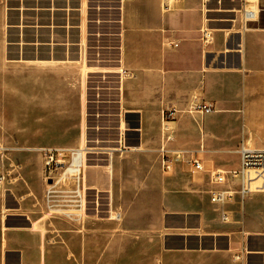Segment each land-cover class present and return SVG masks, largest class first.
<instances>
[{
  "label": "crops",
  "instance_id": "crops-1",
  "mask_svg": "<svg viewBox=\"0 0 264 264\" xmlns=\"http://www.w3.org/2000/svg\"><path fill=\"white\" fill-rule=\"evenodd\" d=\"M122 1L0 0V36L3 34V21L7 20V35L17 37V42L21 37V45L13 42L7 46L23 52L21 61L24 85L22 92L26 99L23 109L25 126L30 117L38 113L40 130L52 128L59 132L62 130L61 123L66 122L70 114L76 112L79 114L76 145L55 144L25 149L39 157L37 176L40 186L34 184L32 174H29L30 177L25 174L24 179L19 174L22 183L18 186L22 190V196L17 198L12 193L8 195L9 207H4L0 199V264H89L92 258L99 264L108 257L114 260L127 258L130 261L135 256H143L142 261L145 263L153 260L157 264H164L163 256L171 258L183 255L206 256L209 260L207 264H238L232 262L228 250L242 246L250 250L244 264H264V203L260 207L255 206L252 213H247L245 207V200L249 196H264V193L251 194L243 201L238 196L233 197L227 205L231 219V222L225 225L228 228L213 235L215 245L224 247L219 250H185L178 254L164 253L146 259L145 255L134 252V245L127 242L123 231L120 232L119 229L120 231L111 237L109 232L104 231L107 225L103 224L104 222L120 224L123 220L122 210L116 208L114 202L116 179L118 195L121 198L131 186L140 181L142 184L145 182L130 171L124 173L126 163L123 162L127 150L143 151L140 107H149L148 103L152 100L157 102L159 99H165L167 103L162 105V108L173 106L182 110L196 100L213 105L215 112L212 114L236 113L224 111L223 108L226 106H221L222 103L217 101L212 103L208 93L211 91L220 94L231 93L234 91V84H238L240 80L244 85L242 87L244 92L247 94L259 92L264 96V0H261L262 8L258 21L250 24L246 30L242 29L240 23L237 0H228V4H236L235 8L223 6L224 0H175L165 12L160 9L161 0ZM117 7L119 9L114 11L113 9ZM107 19H119L120 26L94 22ZM117 27L121 29L120 67L127 70L131 76L121 79L118 85L113 81L118 88L115 94L119 100V108L124 114L139 115L140 120L136 129L139 137L134 145L124 142L122 145L125 148L124 152L113 153L109 165L104 161L106 159L104 151L99 149L110 147L107 145L108 141L92 144L97 149L93 151L95 154L93 158L97 162L83 168L81 185L88 190L90 197L98 195L104 199L101 201L102 204L108 202L112 210L119 211L121 218L118 221H110L105 218L89 217L81 223L68 222L45 211L43 157L38 149H77L86 143L88 132L84 126L86 108L84 88L86 69H89L90 65L83 61L77 43L86 31ZM203 29L210 30V43L203 42ZM169 43L176 46H170ZM100 70L89 72L97 78L115 77L103 73L104 68ZM74 81L79 85L77 92L63 93L65 85ZM30 84L38 85L39 90L34 93ZM48 86H54L61 91L55 93L43 90ZM113 92L114 90L104 99L114 97ZM206 116L199 119L197 116L178 114L170 124V135L173 140L166 144L167 149L197 150L202 146L206 153L198 156H202L206 171L215 168L223 170L235 168L238 165L235 150H216L205 146L202 138L206 135L203 131V119L205 120ZM51 117H54L53 120ZM191 120L198 121L199 142L179 144L178 125L190 126ZM49 121H54V126H51ZM122 126L125 130V124L122 123ZM61 136L58 135L57 140ZM159 146L158 119L153 148L158 161ZM227 153L235 155V165L225 167L213 164V156ZM177 170L188 177L189 184L205 186L204 193L209 203L207 192L211 187L208 184L207 173L190 175L179 164L174 165L170 175H163L161 171L160 173L163 178H171ZM91 173L99 180H90ZM125 176L129 178L123 181ZM30 180H33V183ZM167 185L169 183L163 182L156 186L158 194L152 197L151 203H146L140 191L136 203L121 207H141V212H137L141 220L151 218L169 223L174 219L188 218L186 215L177 216L169 213V207H175V202ZM37 191L38 196L34 195ZM209 205L211 214L217 220L212 205L210 203ZM143 207H159L161 213L153 209L148 214L146 210L143 211ZM240 231L245 236L241 235ZM100 238L103 244L106 242L103 250L96 249Z\"/></svg>",
  "mask_w": 264,
  "mask_h": 264
},
{
  "label": "rangeland",
  "instance_id": "rangeland-1",
  "mask_svg": "<svg viewBox=\"0 0 264 264\" xmlns=\"http://www.w3.org/2000/svg\"><path fill=\"white\" fill-rule=\"evenodd\" d=\"M223 6L235 8L236 4L230 5L228 0H224ZM6 22L7 20L3 21V34L0 36V173L5 176V181L0 187V199L4 207H9L8 200L10 198L8 195L12 193L17 198L22 196V190L18 186L22 183L19 174L23 179L26 175L30 177L29 174H32L31 179H34V184L40 186L37 176L40 164L39 157L35 153L25 151V149L55 144L76 145L79 133V114L77 112L70 114L66 122L61 123L62 130L59 132L52 128L49 129L50 131L47 129L40 130V116L36 113L37 111L35 115L30 117L27 126H25L23 109L26 99L22 92L24 85L22 83L21 61L23 52L7 46L13 42L21 45V37L18 38L17 42V37L7 35ZM86 70L89 71V69ZM78 86L76 81L71 84L68 83L62 92L66 94L75 93ZM96 86L101 85L85 82V98L89 104H86L85 108L84 126L95 129L87 131L89 138L108 141L107 145L110 147H117L116 143L119 140L121 145L124 142L128 145L136 144L139 137L136 132L140 120L139 115L124 114L119 108V100L115 94L117 93V85H105L114 90V97L108 99H96L94 97L95 91L91 88H96ZM243 86L240 80L238 84H234V91L231 93L220 94L215 91L208 93L212 103L217 101L222 103L221 106H226L223 108L224 111H236V113L209 114L205 120L203 119V131L206 135L202 139L208 148L236 150L241 143L245 142L255 147L264 145V96L259 92L247 94L243 91ZM30 87L32 91H35L34 93L39 90V86L36 84H30ZM83 87L84 84L81 85V92H83ZM43 90L58 93L61 91L54 86L45 87ZM93 100L95 102L102 101V103L92 104ZM166 103L167 100L165 99H159L157 102L152 100L148 103L149 107H140L143 151L127 150L123 162L126 163L124 173L130 171L137 177L144 179L145 182L142 184L140 181L131 186L121 198L118 195V179H116L113 193L114 202L116 208L122 210L123 220L120 224L102 222L107 225L104 231L109 232L111 237L119 229L120 232L123 231L126 234L127 242L134 245V252L145 255L146 259L164 253L178 254L185 250L211 251L222 249L223 246L215 245L213 235L228 228L217 222L216 217L211 214L210 205L204 193V185L189 184L188 177L178 170L171 178L161 176L159 161L153 152V148H155L159 111L162 105ZM102 106L104 107L102 108ZM124 108L126 107L124 106ZM104 110L106 111L104 112ZM53 118L50 119L53 120ZM49 122L51 126H54V121ZM122 123L125 124V130ZM188 126L185 124L178 125L179 144L199 142L198 121L193 122L191 120L190 128ZM58 135L62 136L57 140ZM96 145L101 146V144ZM122 152L116 153L121 154ZM213 158V164L216 166L231 167L236 163V157L232 153L215 155ZM89 177L90 180H99L93 173ZM127 178L129 177H123V181ZM31 182L33 183V180ZM163 182L169 183L167 186L170 189L171 198L175 202V207H169V213L177 216L186 215L188 218L184 220L174 219L169 223L151 218L141 220L140 215L137 214V212H141V207H121L125 204L136 203L137 194L140 191L143 195L142 198L146 199V203H151L152 197H156L158 194L156 186ZM34 195L38 196L39 192H34ZM262 203H264L263 195L249 196L245 200L247 213L254 212L255 206L260 207ZM153 209L161 213L159 207H143V211L146 210L148 214ZM162 212H164L163 209ZM98 242L99 246L96 249L103 250L106 242L103 244L101 238L98 239ZM142 259L143 256H135L130 261L127 258L124 260L117 259L119 260L117 261L108 257L99 264H157L153 260L150 263H145ZM163 260L164 264H207L209 262L206 256L199 255H183L171 258L163 256ZM89 264L97 263L92 258Z\"/></svg>",
  "mask_w": 264,
  "mask_h": 264
},
{
  "label": "built area",
  "instance_id": "built-area-1",
  "mask_svg": "<svg viewBox=\"0 0 264 264\" xmlns=\"http://www.w3.org/2000/svg\"><path fill=\"white\" fill-rule=\"evenodd\" d=\"M124 1V0H123ZM122 1V2H123ZM132 1V0H130ZM175 0H161L160 9L167 11L170 3ZM239 3L238 12L240 23L243 30L248 29L249 25L258 21L261 11V0H237ZM119 8H114L116 11ZM95 24H117L120 26V20L107 19L103 21H94ZM92 23V21H91ZM121 29L97 28L86 31L82 39L77 43L78 50L82 53L85 63L90 65L89 71H101L104 68L106 75L99 78L89 77L90 72H86V83L96 84V99H103L113 90L105 85H111L120 80L130 77L131 74L120 67L119 59V39ZM202 40L205 43L211 42L210 30H202ZM170 46H176L169 43ZM100 73V74H103ZM92 80V81H91ZM114 81V82H113ZM103 85V86H102ZM115 85V84H114ZM87 89V88H86ZM118 90V88H117ZM102 103L92 101V104ZM86 104L89 102L86 100ZM215 112L213 105L196 101L187 105L184 109H177L173 106H165L159 112V135L160 146L157 149L159 155V167L163 175H170L173 172L175 164H179L186 169L190 175L206 172L208 175V200L212 205L219 223L226 225L231 222L230 212L227 205L234 196H238L241 201L251 194L264 193V146H251L248 142L241 143L234 153L238 157V165L229 170L219 168L205 170L202 156L206 153L202 146L197 150L179 149L169 150L166 147L168 142L173 139L170 135V124L178 114H185L190 117L197 116L202 119L204 116ZM86 131H93L94 128L85 127ZM86 143L77 149L64 148H43L38 149L43 157V178L46 185L44 191L45 211L68 222L81 223L89 217L105 218L110 221H118L121 218L119 211L111 209L110 204H102L104 201L98 195L90 197L88 190L81 185L82 170L84 167L97 162L93 158V151L97 150L92 144L98 143V140L89 138L86 134ZM99 142H102L101 140ZM117 147L99 148L106 155V163L109 165L111 155L115 152L125 150L120 140L117 141ZM5 181V176L0 173V185ZM241 235H244L240 231ZM245 236V235H244ZM231 253V260L234 263L244 264L246 255L250 253L245 246L228 250Z\"/></svg>",
  "mask_w": 264,
  "mask_h": 264
},
{
  "label": "bare ground",
  "instance_id": "bare-ground-1",
  "mask_svg": "<svg viewBox=\"0 0 264 264\" xmlns=\"http://www.w3.org/2000/svg\"><path fill=\"white\" fill-rule=\"evenodd\" d=\"M85 142V141H84ZM85 144V143H84Z\"/></svg>",
  "mask_w": 264,
  "mask_h": 264
}]
</instances>
